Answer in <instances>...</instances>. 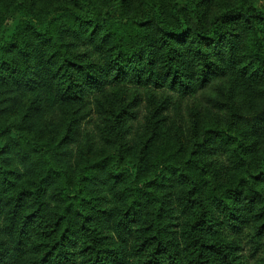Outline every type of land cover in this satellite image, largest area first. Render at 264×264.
<instances>
[{
    "label": "trees",
    "instance_id": "trees-1",
    "mask_svg": "<svg viewBox=\"0 0 264 264\" xmlns=\"http://www.w3.org/2000/svg\"><path fill=\"white\" fill-rule=\"evenodd\" d=\"M0 264H264V6L0 0Z\"/></svg>",
    "mask_w": 264,
    "mask_h": 264
},
{
    "label": "rangeland",
    "instance_id": "rangeland-1",
    "mask_svg": "<svg viewBox=\"0 0 264 264\" xmlns=\"http://www.w3.org/2000/svg\"><path fill=\"white\" fill-rule=\"evenodd\" d=\"M258 1V3H259V6H261V7H263L264 6V0H257ZM19 19H20V16H18L15 20H14V22H12V31L11 32H13V30L15 29V27H16V24H17V22L19 21Z\"/></svg>",
    "mask_w": 264,
    "mask_h": 264
}]
</instances>
